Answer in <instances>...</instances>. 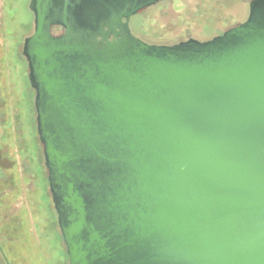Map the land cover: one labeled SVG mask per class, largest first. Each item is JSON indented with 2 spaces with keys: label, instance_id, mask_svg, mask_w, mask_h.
Returning a JSON list of instances; mask_svg holds the SVG:
<instances>
[{
  "label": "water",
  "instance_id": "water-1",
  "mask_svg": "<svg viewBox=\"0 0 264 264\" xmlns=\"http://www.w3.org/2000/svg\"><path fill=\"white\" fill-rule=\"evenodd\" d=\"M159 1L31 0L23 54L70 264H264V0L172 45L129 25Z\"/></svg>",
  "mask_w": 264,
  "mask_h": 264
},
{
  "label": "rangeland",
  "instance_id": "rangeland-1",
  "mask_svg": "<svg viewBox=\"0 0 264 264\" xmlns=\"http://www.w3.org/2000/svg\"><path fill=\"white\" fill-rule=\"evenodd\" d=\"M251 1L160 0L133 16L130 28L150 44L205 41L245 21ZM30 5L0 0V264H70L23 54L35 30Z\"/></svg>",
  "mask_w": 264,
  "mask_h": 264
},
{
  "label": "flooded vegetation",
  "instance_id": "flooded-vegetation-1",
  "mask_svg": "<svg viewBox=\"0 0 264 264\" xmlns=\"http://www.w3.org/2000/svg\"><path fill=\"white\" fill-rule=\"evenodd\" d=\"M136 15V14H135ZM135 15H132L131 16V18H130V20H129V25H130V23H131V19H132V17L133 16H135ZM124 21H125V19H124ZM244 22V21H243ZM242 23V22H241ZM56 28H60L61 30H62V32L61 33H63L64 32V29L63 28H61V27H56ZM35 90V89H34ZM35 94H36V90H35ZM36 96V95H35ZM36 108V107H35Z\"/></svg>",
  "mask_w": 264,
  "mask_h": 264
}]
</instances>
